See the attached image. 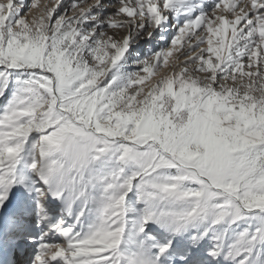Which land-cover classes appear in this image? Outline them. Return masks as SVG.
<instances>
[{
    "label": "snow or ice",
    "instance_id": "1",
    "mask_svg": "<svg viewBox=\"0 0 264 264\" xmlns=\"http://www.w3.org/2000/svg\"><path fill=\"white\" fill-rule=\"evenodd\" d=\"M0 264H264V0H0Z\"/></svg>",
    "mask_w": 264,
    "mask_h": 264
}]
</instances>
